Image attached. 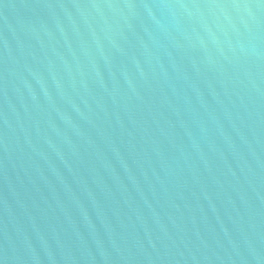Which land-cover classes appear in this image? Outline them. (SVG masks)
<instances>
[{
    "label": "water",
    "instance_id": "water-1",
    "mask_svg": "<svg viewBox=\"0 0 264 264\" xmlns=\"http://www.w3.org/2000/svg\"><path fill=\"white\" fill-rule=\"evenodd\" d=\"M0 264H264V0H0Z\"/></svg>",
    "mask_w": 264,
    "mask_h": 264
}]
</instances>
